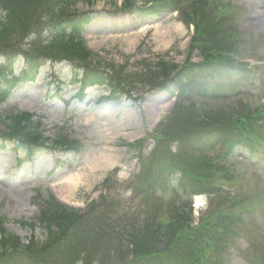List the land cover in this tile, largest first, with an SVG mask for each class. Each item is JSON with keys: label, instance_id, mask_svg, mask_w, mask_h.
Instances as JSON below:
<instances>
[{"label": "trees", "instance_id": "1", "mask_svg": "<svg viewBox=\"0 0 264 264\" xmlns=\"http://www.w3.org/2000/svg\"><path fill=\"white\" fill-rule=\"evenodd\" d=\"M78 1L92 2L0 0V55L11 56L10 61L17 58L18 53H24L28 65L20 75L13 71L8 72L10 75L1 72L0 94L10 95L19 84L34 82L39 68L37 62L51 58L70 62L82 74L84 91L94 86H108L109 100L117 101L122 94L134 91L137 78L157 90L170 91L172 84H178L183 86L184 95L170 117L155 131L151 154H140V172L127 185L138 201L135 210L107 195L89 204L84 211L66 207L54 196H49L42 203L35 222L15 221L33 234L42 227L45 230L43 240L33 236L24 243L7 227L9 219L0 217V264H73L79 261L82 264H222L230 238L246 223V213L209 214L210 217L194 225L189 199L216 194L225 201L236 200L229 196L223 199L224 190L218 185L217 176L222 173L227 178L230 173L208 159L206 153L218 144H225L232 150L263 138L264 111L254 110L246 103L228 111L206 108L203 102L192 98L186 82L219 75L246 80L255 78L256 70L238 61L244 39L237 28H227L226 14L220 11L221 3L214 0H146L156 6L147 9L153 15L161 14L167 5L172 6L180 11L186 25L195 26L192 50L199 52L201 63L187 61L183 66L169 65L161 59L145 64L144 71L136 75L114 65L108 67L110 71H105L93 63L96 55L81 38L64 36L47 44L43 39H32L28 49L18 51L11 37L17 34L20 26L24 27L30 16L35 19L34 34H41L39 29L64 32L68 27L79 34L92 16L65 10V6L69 9ZM21 34L23 36L24 32ZM5 119L9 125L3 135L4 141L12 142L15 151L24 152L27 158L49 145L52 148L74 145L67 136L52 142L45 135L44 124L34 120L30 113L12 110ZM0 148L7 147L4 144ZM117 173L115 170L109 176L105 189L117 185L118 181L114 180ZM168 187H173L177 200L172 202L173 208L168 207L167 219H164L160 204L164 203Z\"/></svg>", "mask_w": 264, "mask_h": 264}, {"label": "rangeland", "instance_id": "2", "mask_svg": "<svg viewBox=\"0 0 264 264\" xmlns=\"http://www.w3.org/2000/svg\"><path fill=\"white\" fill-rule=\"evenodd\" d=\"M144 1L136 0V7L126 6V10L124 6L127 0H97L92 4L81 2L72 7V10L80 12H97L94 21L83 33L89 49L97 55L94 63L103 69L115 65L124 67L127 72L138 73L142 64L158 61L159 55L167 53L168 63L182 65L186 62L195 29L180 22L178 11L168 10L154 19L143 16L139 8L150 7ZM218 1L223 5L222 13L227 11V28H237L239 36L244 39L240 54H246L245 58L264 61V0ZM33 21L35 23L34 17L30 16L24 27L20 26L17 34L11 37L20 52L29 47L28 41L36 28ZM44 38L51 39L53 36L46 34ZM5 59L6 55H0V64ZM193 60L198 62L202 57L196 54ZM23 68L24 63L19 60L15 66L16 72ZM72 79L73 72L67 63L55 66L48 63L42 68L35 84L19 86L8 101L0 102V145L9 125L5 118L9 111L16 109L41 118L48 138L58 140L67 136L77 141L80 147L79 151H44L21 168L16 166L17 156L13 146H9L7 151L0 150V217L9 219L8 227L24 243H28L33 236L41 240L45 238V230L40 226L33 234L30 229L15 224L16 220L36 221L40 206L34 205V198L39 192L44 198L53 194L65 204L78 209H85L102 193H107L109 197L122 201L128 209L135 210L138 201L128 191L127 184L137 171V160L121 144L134 141L141 132H145L146 126L169 114L175 103V99L166 94L150 93L141 88L142 84L138 85L132 97L124 96L116 103L104 100L109 95L105 87L90 90L88 98L82 102L74 96L78 86L73 85ZM219 83L213 81L207 84L211 91L210 99H204L205 95L203 98L197 97L206 108L228 111L243 102L253 107L264 103V68L259 70L255 80L235 78L221 87ZM262 141L261 138L250 150L235 149L223 162H227V165L231 163L230 175L227 178L222 173L217 176L216 181L224 190L223 199L226 196L238 199L225 201L219 195L212 194L191 197L189 201L192 203L187 202L189 207L190 204L195 207L192 208L194 225L210 217L209 214L246 213V223L240 226L235 240L233 236L230 238L229 250L222 255V264H264V240L260 238H264ZM228 153L227 145H218L208 157L214 160ZM101 154L111 155L113 162L108 167L93 168L92 161ZM117 167L120 169L117 176L119 184L104 191L102 184L107 174ZM74 176H80V182L73 195L66 197ZM176 200L173 187L167 188L164 203L160 204L164 219H167L166 210L173 208L172 202ZM236 204L239 206L236 207Z\"/></svg>", "mask_w": 264, "mask_h": 264}, {"label": "bare ground", "instance_id": "3", "mask_svg": "<svg viewBox=\"0 0 264 264\" xmlns=\"http://www.w3.org/2000/svg\"><path fill=\"white\" fill-rule=\"evenodd\" d=\"M113 162V159L111 155H99L97 158H95L92 163H93V168H100V167H108L110 164ZM80 176H74L71 178L72 186L67 191L66 197H70L73 195L75 189L78 186V183L80 182L79 180ZM200 201V198L198 199Z\"/></svg>", "mask_w": 264, "mask_h": 264}]
</instances>
